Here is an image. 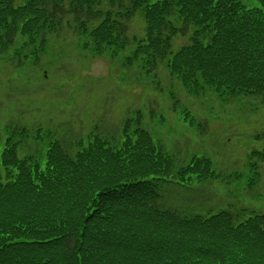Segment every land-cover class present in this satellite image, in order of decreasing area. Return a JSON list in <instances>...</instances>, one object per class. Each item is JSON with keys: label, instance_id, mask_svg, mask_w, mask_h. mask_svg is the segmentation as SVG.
Segmentation results:
<instances>
[{"label": "trees", "instance_id": "1", "mask_svg": "<svg viewBox=\"0 0 264 264\" xmlns=\"http://www.w3.org/2000/svg\"><path fill=\"white\" fill-rule=\"evenodd\" d=\"M256 1L0 0V52L17 34L43 51L48 35L67 26L95 55L134 44L126 65L151 72L165 62L190 95L211 89L264 102V0ZM137 12L141 37L128 34ZM189 27V43L172 53L174 35ZM139 115L117 135L72 144L50 130L5 127L0 264H264V214L235 221L227 209L186 213L164 203L159 181L190 184L215 173L204 156L178 163ZM249 155L264 161V149Z\"/></svg>", "mask_w": 264, "mask_h": 264}, {"label": "rangeland", "instance_id": "2", "mask_svg": "<svg viewBox=\"0 0 264 264\" xmlns=\"http://www.w3.org/2000/svg\"><path fill=\"white\" fill-rule=\"evenodd\" d=\"M242 2L259 6L256 0ZM171 19L181 26L175 15ZM186 31L174 35L172 53L189 43L192 27ZM128 34L144 35L139 12L128 22ZM84 40L63 26L48 35L43 51L23 45L17 34L0 52V148L9 125L50 130L72 144L91 133L117 135L138 112L141 127L178 163L204 156L215 173L190 184L159 181L167 206L200 214L227 209L235 221L264 214V161L249 155L264 149V102L244 95L224 99L211 89L190 95L165 62L151 72L137 63L126 65L134 44L114 56L95 55L83 47Z\"/></svg>", "mask_w": 264, "mask_h": 264}]
</instances>
